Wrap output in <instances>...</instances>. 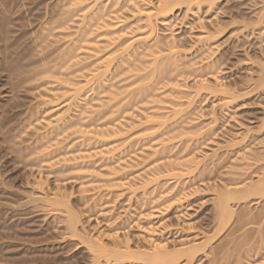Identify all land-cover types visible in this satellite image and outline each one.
Here are the masks:
<instances>
[{
	"label": "rangeland",
	"instance_id": "1",
	"mask_svg": "<svg viewBox=\"0 0 264 264\" xmlns=\"http://www.w3.org/2000/svg\"><path fill=\"white\" fill-rule=\"evenodd\" d=\"M84 1L19 0L3 22L0 264H144L208 238L194 264H264V199L216 214L264 176V0ZM147 13L148 46L124 51Z\"/></svg>",
	"mask_w": 264,
	"mask_h": 264
},
{
	"label": "bare ground",
	"instance_id": "2",
	"mask_svg": "<svg viewBox=\"0 0 264 264\" xmlns=\"http://www.w3.org/2000/svg\"><path fill=\"white\" fill-rule=\"evenodd\" d=\"M17 1H19V0H0V7H1V12H0V14H1L0 15V32H1V29H4V28H2L4 20L7 19L5 22L10 21L6 15L7 14L10 15V16L15 15L14 13L12 14V12L13 11L14 12L17 11V10H15ZM159 2H160L159 6L157 8H155L154 10H155V13L157 15H161V16H165V15L171 13L173 8L176 5H179V1H176V0H171V1L160 0ZM99 3H102L101 0H94L93 1L94 5H100ZM80 4H83V6H84L85 1L81 0ZM91 6L93 7V5H91ZM85 7H86V5H85ZM60 14H61V12H60ZM138 14L142 15V13H139V12H138ZM145 16L148 19L146 27L148 29H150V31L145 33V34L140 33L137 36L131 38L129 40L127 46L126 47L124 46V48H123L124 51L128 50L131 46H134L136 44L138 46H140V48H142L143 46L145 47V45L148 46L147 44L150 41V38H152L151 34L153 33V29H152L151 22H150L152 14L147 13ZM84 17H85V15H84ZM57 18H58V16H57ZM102 18H104V17H102ZM102 18H101V20H102ZM60 22H61V20H60ZM84 22H81L82 23L81 25L85 24ZM104 22H103V24H104ZM54 24H56V22ZM108 24H110V23H108ZM111 26H112V24L110 26L105 24V25L102 26V28H104L106 31H108L111 35H114L115 33L117 34V32H112V30L110 29ZM4 27H6L5 24H4ZM4 33L3 34L0 33V34L4 36L5 35ZM83 34H84V32H83ZM1 35H0V39H1ZM84 35H86V34H84ZM122 36H124V34L119 35L116 38H122ZM88 44H89V42H87V45ZM87 45L85 47H83V48L84 49L86 48V50L87 49L88 50L91 49ZM155 57H157V56H155ZM113 58H114V56H113ZM113 58H112V56L111 57L110 56H106L103 59L104 61L99 63L98 66L96 67L97 72H98L99 69H103V68H104L103 70L99 71L100 73L103 72L105 69L107 70V67H109V65H110L111 61L113 60ZM160 58H161V56H160ZM100 59L101 58H99L98 60H100ZM156 60H158V59L156 58ZM262 66L263 67L261 69L262 70V73H261L262 77L261 78H264V65H262ZM98 75H100V74L98 73ZM263 81H264V79L262 80V82ZM81 90H82L81 88H77L76 91H75L76 94H79L81 92ZM176 114H177V112H176ZM61 115L60 116L57 115L58 117L56 116L54 120H51L49 122L47 121L46 127L48 126V128H49L50 126L52 127L53 125H56V124L59 125V123L61 124L63 121H65L66 120L65 119L66 116L64 118L63 114H61ZM122 145H120L118 147L120 148ZM118 147H115L114 149H110V150L104 151V153L103 152H99V153H94L92 155H94V156H97V154H99V156H104L106 154L109 155V153H111V151H113V150L115 151V149H117ZM125 168L128 169V167H125ZM130 168H132V167H130ZM125 172H127V171H125ZM217 198H218V203L216 204L217 205L216 206V212H217L216 214H217V218H218L217 219V221H218L217 222V227L219 229H222V228H224L226 226L227 222L230 220V218L232 216V213H233L231 208H230V205H229L230 201L231 202L234 201V200H236V201L237 200H239V201L240 200H244V201L246 200L247 201L248 199H251V198L261 201V200L264 199V176L257 178L255 181H253L252 183H250V184H248V185H246L244 187L242 186V187L237 188V189H235V188L233 189L232 188V189L225 190L223 192V194L222 193H221V195L219 194V197H217ZM78 221L79 220H78L77 216H72L71 217L70 225H71V227L73 229H75V226L79 223ZM149 232L151 233V230ZM208 240H210V239L209 238L206 239L204 243H201L199 245H191V246H189L187 248H184V249H182L180 251H176V252H168L166 250L165 246L161 245V246H153L151 251L135 252L134 254H136L137 256L141 257L143 259V263L144 264H177L178 261L181 260V259L184 262V264H194V262H195V260L197 258V255L200 252H203V250L205 249L206 243L208 244ZM88 248H89L90 252L95 253L97 258L102 257V256H107V257L113 258L115 260H118V259H121L122 257H124L121 254H119L118 250L115 249V250H111L110 251V250L106 249L107 247L102 246L101 244L100 245L92 244V245H89ZM114 248H115L114 246H111V249H114ZM125 248H126V250H128L127 246ZM128 255L130 256L131 253L130 254H128V253L125 254L126 257Z\"/></svg>",
	"mask_w": 264,
	"mask_h": 264
}]
</instances>
